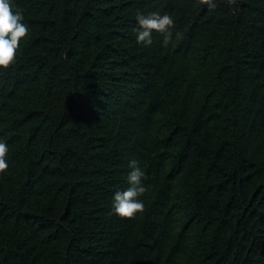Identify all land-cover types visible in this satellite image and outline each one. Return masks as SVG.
<instances>
[{"label":"trees","instance_id":"trees-1","mask_svg":"<svg viewBox=\"0 0 264 264\" xmlns=\"http://www.w3.org/2000/svg\"><path fill=\"white\" fill-rule=\"evenodd\" d=\"M214 2L10 0L0 264H264V0ZM138 12L173 18L167 46Z\"/></svg>","mask_w":264,"mask_h":264},{"label":"clouds","instance_id":"clouds-1","mask_svg":"<svg viewBox=\"0 0 264 264\" xmlns=\"http://www.w3.org/2000/svg\"><path fill=\"white\" fill-rule=\"evenodd\" d=\"M209 9L217 7L214 0H199ZM229 5H235L237 0H227ZM235 11V10H234ZM23 13L14 11L10 0H0V68L7 69L13 65L16 60L17 51L22 38L28 34V26L23 23ZM139 29H137V43L150 46L152 41L151 33L153 30L164 34V45L171 40L172 33L170 29L174 27L173 18L165 13H150L145 16L137 13ZM8 146L0 141V174L7 171L9 164L6 161ZM132 171L128 175L130 186L114 194L113 208L117 215L125 218H133L138 212L144 211V203L139 199L146 192L142 180L145 179L144 171L139 167L136 160L129 163Z\"/></svg>","mask_w":264,"mask_h":264}]
</instances>
